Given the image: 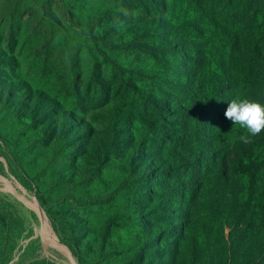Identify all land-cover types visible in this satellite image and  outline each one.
<instances>
[{
    "label": "rangeland",
    "instance_id": "374dc122",
    "mask_svg": "<svg viewBox=\"0 0 264 264\" xmlns=\"http://www.w3.org/2000/svg\"><path fill=\"white\" fill-rule=\"evenodd\" d=\"M230 1L0 0V264H67L43 240V221L78 264H264V130L245 144L250 134L222 112L207 134L219 159L236 163L232 185L203 160L192 165L197 190L185 193L191 172L163 158L164 94L189 103L181 90L196 85L179 78L190 53L208 89V68L229 48L213 50L209 18L257 9ZM202 21L205 38L189 42ZM208 139L197 132L198 144ZM190 195L194 220L183 210ZM243 209L236 248L230 222Z\"/></svg>",
    "mask_w": 264,
    "mask_h": 264
},
{
    "label": "trees",
    "instance_id": "16d2710c",
    "mask_svg": "<svg viewBox=\"0 0 264 264\" xmlns=\"http://www.w3.org/2000/svg\"><path fill=\"white\" fill-rule=\"evenodd\" d=\"M232 2L233 0L230 1L231 4ZM261 6L263 7L264 3L257 0L256 8L258 9ZM257 9H254V11L249 10L247 13L243 11L241 14L231 11L222 21L223 24H220L215 17L213 18L214 15L209 18L213 21L211 27L214 28V34L212 36L215 37V40H218L217 44L212 46L213 50L217 49V46H222V49H225L224 46L229 48L227 52L217 53V60L214 63L216 70L211 73L209 71L210 67L208 68V73L211 75L209 84H212L208 86V89L205 85V70L203 76H200V66L194 53H190L187 58L184 72L186 70L188 75L185 78L176 77L178 75L177 71H173L171 75L167 76L169 87L173 85L172 78H179V81L184 80L188 86L196 85L191 93L181 90L184 92L182 97L190 96L189 103L183 104L181 102L178 91L177 93H165L164 95L169 97L167 100L169 102H166V107H162L160 116L161 128L163 129L161 138L164 144L163 149L167 155V157H163L165 165L169 166L171 171L180 172L178 170H185L191 172L189 173L191 179L188 181L190 186L184 190L185 193L189 190V194H192L197 190L198 172L194 170L195 168H192V165L195 164L199 167L200 162L203 160L206 165L219 162L222 179L232 185L231 176L226 177L225 174L233 169L236 163L232 159L230 162L219 159V149L215 148L214 143L207 134L216 126L220 114L225 112L227 102L230 103L237 96L261 105L264 103V9H262L263 11ZM249 12L253 13L249 14ZM207 19L208 16L206 15ZM169 26L171 27V23H169ZM205 26H209L208 21L205 24L204 21L198 22L197 27H194V30L189 33V42L192 38L193 40L204 39L208 32ZM217 31L221 32L220 35ZM177 45V42L168 43L167 51L171 54L177 53L179 50ZM209 54L210 52L207 53V55ZM199 90L206 92L202 97L204 101L195 104L193 101L199 94ZM223 101L226 102L225 110L221 109ZM160 102L162 101L160 100ZM198 131L209 139L198 144ZM198 150H200V155H198ZM202 152H204V156L201 155ZM234 176L236 174L233 175V178ZM261 187L264 190V182ZM196 203L194 196L190 195L187 205L183 207L187 218L192 220L197 218V213H195ZM239 212L230 222V226L237 229L235 233L231 232L230 236V243L236 248L241 246L249 224L244 217V209ZM259 215V224L264 232V209L259 210Z\"/></svg>",
    "mask_w": 264,
    "mask_h": 264
},
{
    "label": "clouds",
    "instance_id": "9594fccd",
    "mask_svg": "<svg viewBox=\"0 0 264 264\" xmlns=\"http://www.w3.org/2000/svg\"><path fill=\"white\" fill-rule=\"evenodd\" d=\"M224 116L233 125H239L250 134L240 137V140L245 144L251 143L250 137L257 136L264 130V106L249 99H241L237 96L231 100Z\"/></svg>",
    "mask_w": 264,
    "mask_h": 264
},
{
    "label": "bare ground",
    "instance_id": "6f19581e",
    "mask_svg": "<svg viewBox=\"0 0 264 264\" xmlns=\"http://www.w3.org/2000/svg\"><path fill=\"white\" fill-rule=\"evenodd\" d=\"M30 206L35 211H39L38 208L36 207V205L30 204ZM41 224H42V228H41L40 233L42 235L43 240L45 242H48V245H51L52 247H54L55 249H57L68 260V263L69 264H77L75 262V260L73 259V257L71 255V253L69 252V250L64 245H62L59 242L57 236L53 233V231H51V229L48 227L47 223L43 221Z\"/></svg>",
    "mask_w": 264,
    "mask_h": 264
},
{
    "label": "water",
    "instance_id": "95a60500",
    "mask_svg": "<svg viewBox=\"0 0 264 264\" xmlns=\"http://www.w3.org/2000/svg\"><path fill=\"white\" fill-rule=\"evenodd\" d=\"M37 201V200H36ZM38 203V202H37ZM39 204V203H38ZM69 249V248H68ZM69 251H70V249H69ZM71 252V251H70ZM71 254H72V252H71ZM72 256H73V258L75 259V257H74V255L72 254ZM76 260V259H75ZM77 262V261H76ZM67 264H69L68 263V260H67ZM78 264V263H77Z\"/></svg>",
    "mask_w": 264,
    "mask_h": 264
}]
</instances>
